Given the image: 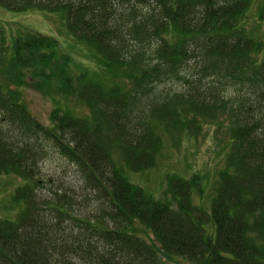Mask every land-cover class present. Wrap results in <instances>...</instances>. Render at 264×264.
<instances>
[{
	"label": "trees",
	"instance_id": "trees-1",
	"mask_svg": "<svg viewBox=\"0 0 264 264\" xmlns=\"http://www.w3.org/2000/svg\"><path fill=\"white\" fill-rule=\"evenodd\" d=\"M254 1L0 0L61 11L86 49L76 61L52 37L0 31V174L26 180L17 220L0 219V264H264V33L252 30L264 5L249 25ZM27 78L78 106H54L42 124L19 97ZM174 78L185 94L133 124L135 99ZM226 87L238 91L231 104ZM224 112L230 149L209 209L195 176L168 177L159 198L124 176L122 164L155 165L163 127L187 129L190 114L222 125ZM42 141L78 167L98 214L77 215L65 191L38 194Z\"/></svg>",
	"mask_w": 264,
	"mask_h": 264
},
{
	"label": "rangeland",
	"instance_id": "rangeland-1",
	"mask_svg": "<svg viewBox=\"0 0 264 264\" xmlns=\"http://www.w3.org/2000/svg\"><path fill=\"white\" fill-rule=\"evenodd\" d=\"M264 5V0H255L250 12L249 25L257 20L255 14ZM28 29L38 34L49 36L57 41V54H68L73 60L76 55L85 53L86 49L80 40H77L68 30L65 18L61 11L48 12L37 9L29 11H11L0 5V31L7 39H11L18 31ZM255 33H264V24L253 25ZM7 47V46H6ZM8 48H6V51ZM8 53V52H7ZM83 61L86 56H80ZM182 77V76H181ZM190 78V76H189ZM187 80V78H184ZM190 81V80H189ZM24 87L19 91L22 104L44 125H49V115L52 108L59 105L75 106V100L66 103L60 93H55L54 97L60 99L55 103L44 90L39 89L35 82L28 78L23 82ZM12 87L11 83L8 84ZM220 91L221 99H225L229 104L236 99L238 91L232 87ZM185 83L181 78H174L156 84L152 92L135 99L132 106V123H139L140 117L149 116L148 108L152 103H159L168 99L175 101V97L185 94ZM176 95L175 97H173ZM179 99V98H178ZM232 100V101H231ZM228 104V105H229ZM171 106H174L172 104ZM80 107V106H79ZM83 107L79 111L86 113ZM182 110H184L182 108ZM218 116L222 125L210 124L212 119H205L189 115L186 127H163L159 130L162 138V148L156 156L155 165L149 169L134 172L122 164V172L128 181L141 187L146 193L154 198H159L167 187V178L176 176L181 179H189L195 176V181L202 188V198L195 193V201L204 209H209L212 198L220 178V172L225 168L226 156L230 149L229 130L230 119ZM138 120V121H137ZM17 133H12L16 136ZM42 155L40 156L38 169L40 177V187L37 189L39 195L48 197L54 190L65 191L69 196H73V208L77 215H93L99 213V205L96 204L93 193L85 187L78 167L63 157L53 147L50 142L42 141ZM26 184V180L14 174H0V219L16 221L18 214L23 210L24 203L14 199L18 188ZM214 192V193H213Z\"/></svg>",
	"mask_w": 264,
	"mask_h": 264
}]
</instances>
